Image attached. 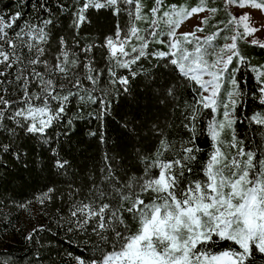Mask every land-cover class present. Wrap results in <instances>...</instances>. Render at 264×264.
I'll return each mask as SVG.
<instances>
[{
    "label": "snow or ice",
    "instance_id": "snow-or-ice-1",
    "mask_svg": "<svg viewBox=\"0 0 264 264\" xmlns=\"http://www.w3.org/2000/svg\"><path fill=\"white\" fill-rule=\"evenodd\" d=\"M15 2L19 10L0 14V85H15L13 99L7 97V87L0 89V157L23 162L20 141L27 137L53 154L52 167L59 174L69 163L59 158L55 144L61 135L71 139L73 105L77 113L94 106L89 116L103 121L113 89L130 93L129 77L138 75L149 81L146 93L165 107L170 106L168 97L175 100L177 95L173 81L191 90L181 113L186 139L177 145L158 138L148 155L135 143L140 128L126 121L129 146L143 168L121 174L105 155L97 175L80 187L69 184L73 190L63 223L84 244L75 264L264 260V64L253 65L240 50L241 41L264 31V0H223V6L216 0H153L147 8L143 0ZM93 10L109 11L127 22L117 23L102 44L81 45L76 37L90 23ZM222 11L226 19L217 18ZM65 12L75 35L72 44L60 36L52 51L53 30ZM192 19L198 22L191 30L180 32ZM153 43L165 50L152 49ZM250 46L264 49L257 39ZM96 47L103 50L104 67L96 63ZM145 60L153 61L154 71L145 67ZM250 102L259 110L249 114L245 106ZM245 125L247 135H238L237 127ZM200 136L210 144L206 158L198 155ZM100 140L105 142L102 131ZM55 192L49 187L38 196L41 206ZM38 230L25 239L31 241ZM19 259L0 251V264Z\"/></svg>",
    "mask_w": 264,
    "mask_h": 264
},
{
    "label": "trees",
    "instance_id": "trees-1",
    "mask_svg": "<svg viewBox=\"0 0 264 264\" xmlns=\"http://www.w3.org/2000/svg\"><path fill=\"white\" fill-rule=\"evenodd\" d=\"M67 2L68 0H65V3ZM152 2L153 0H143L145 8ZM188 2L191 3L192 0ZM216 3L223 6V0H216ZM17 10L19 9L15 0H0V14L7 16ZM217 18L227 17L222 11ZM69 19L67 12L59 17L53 30L52 51L56 50L60 36H65L69 44H72L75 33L68 26ZM89 20L90 23H86L79 37H76L81 45L102 44L103 37L111 34L117 23L127 22L126 17H114L106 10L91 11ZM140 27L146 25L141 22ZM212 30L209 27L208 31ZM250 41V38L241 41L240 50L250 58L253 65L264 64V49L250 46ZM223 42V40L219 41V43ZM150 47L165 50L155 43ZM102 53L101 48H94L93 55L100 67L105 66ZM142 63L146 68L154 71L151 68L153 61L145 60ZM164 71L160 70L161 77ZM119 74L129 75L125 70H120ZM7 79L12 77L9 76ZM129 79L130 93L117 94L113 89L112 106L103 121L89 116L88 113L94 106L86 107L83 112L77 113L73 105V112L69 114V118L73 119L68 133L71 139L61 135L59 142L55 144L57 151L60 152L59 158L68 160L69 167L66 170H60L58 174V170L52 167L50 158L53 154L42 149L38 142L28 140L27 137H23L20 141L23 145V162L16 161L12 157L8 159L0 157V161L5 165L0 168V251L21 258L16 264H75L74 258L84 252V244L77 235L68 232L67 225L63 223L68 213L69 192L73 190L69 188V184L80 187L88 178L97 175L99 168L104 164L105 155L121 174L128 172L131 175L134 171L139 172L143 168V163L136 158L135 150L129 146L130 142L123 127L126 121H134L140 128V135L135 143L141 145L148 155H151L149 149L154 151L153 146H158V138L168 139L177 145L182 139H186L181 113L186 103L191 100L190 88H186L183 83L173 81L177 85V95L175 100L168 97L170 106L165 107L146 93L145 85L149 81H146L143 75ZM158 83L163 84L164 78H160ZM5 87L9 89L6 93L7 97L15 98L12 92L15 85H0V89ZM245 110L251 114L258 111L259 107L254 102H250L246 104ZM77 116L78 118H74ZM156 128L160 129L163 136L155 130ZM245 128L246 125L238 126L237 134L247 135ZM101 131L104 133V143L100 140ZM91 132L97 134L92 136ZM198 144L202 149L198 155L206 158L210 151L209 141L206 137L200 136ZM49 187L56 189L54 198L41 206L37 197ZM61 196L64 199H60ZM34 202L35 207L28 210L27 206ZM29 214L36 224L27 231L24 217ZM33 229L41 230L35 232L31 241L26 240L25 236ZM256 264H264V260L257 257Z\"/></svg>",
    "mask_w": 264,
    "mask_h": 264
},
{
    "label": "rangeland",
    "instance_id": "rangeland-1",
    "mask_svg": "<svg viewBox=\"0 0 264 264\" xmlns=\"http://www.w3.org/2000/svg\"><path fill=\"white\" fill-rule=\"evenodd\" d=\"M255 20L257 22L260 21V14L257 12L255 13ZM197 19H192L188 22H186L180 29L179 31L180 32H186V31H190L191 30V27L192 25H195L197 23ZM251 40L252 39H257L259 40L260 42L264 43V31H261V32H258L256 33L254 36L252 37H249ZM35 207V202L34 203H31L27 206V209H33ZM36 224V221L34 219H32V217L29 215L25 216L24 217V225H25V230L27 231H30L33 226Z\"/></svg>",
    "mask_w": 264,
    "mask_h": 264
}]
</instances>
